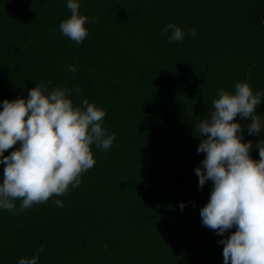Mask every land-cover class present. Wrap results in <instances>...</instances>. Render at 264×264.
I'll return each instance as SVG.
<instances>
[{
	"label": "trees",
	"instance_id": "1",
	"mask_svg": "<svg viewBox=\"0 0 264 264\" xmlns=\"http://www.w3.org/2000/svg\"><path fill=\"white\" fill-rule=\"evenodd\" d=\"M78 2L80 15L96 18L80 44L59 28L71 16L67 0H0V111L5 99L51 81L49 91L81 89L70 96L74 106L87 98L115 134L107 150L90 146L96 163L66 195L23 211L14 201L16 215L0 208V264L41 247L37 264H224L219 241L236 228L222 237L201 222L213 185L198 187L194 170L205 154L195 125L220 89L235 94L244 82L264 93V0ZM169 23L183 41L169 42ZM257 112L264 117V98ZM235 122L259 160L264 131L248 135L250 121Z\"/></svg>",
	"mask_w": 264,
	"mask_h": 264
},
{
	"label": "clouds",
	"instance_id": "2",
	"mask_svg": "<svg viewBox=\"0 0 264 264\" xmlns=\"http://www.w3.org/2000/svg\"><path fill=\"white\" fill-rule=\"evenodd\" d=\"M66 7L71 16L60 22V31L80 44L88 36L85 23L94 24L96 18L80 15L78 0H67ZM163 31H171L170 43L183 41L186 35L172 23ZM189 34L194 38L195 29ZM67 70L74 73L76 67L70 65ZM48 85L41 82L28 91L27 98L2 102L0 208L12 215L17 213L14 201H21L19 210L23 211L53 196L66 195L70 185L78 187L81 176L96 163L90 146L107 150L115 139V134L109 135L102 127L103 109L87 98L82 106H74L70 96L81 89L56 87L49 91ZM262 98L264 93L253 94L244 82L235 85V94L220 89L210 115L195 125V136L200 138L197 153L205 154L194 170L198 187L202 189L208 181L213 185L208 203L200 209L201 222L222 237L236 228L219 241L224 264H264V138L255 143L259 160L252 159L253 142H242L245 127L235 122L237 117L250 121L247 134L261 136L264 117L257 108ZM17 142L20 147L5 156ZM55 203L63 207L61 200ZM184 207L181 202L180 210ZM42 252L43 247L31 258L22 257L18 264H37Z\"/></svg>",
	"mask_w": 264,
	"mask_h": 264
}]
</instances>
